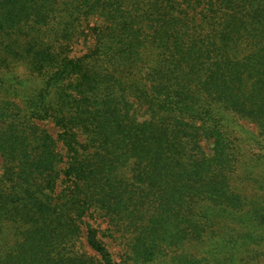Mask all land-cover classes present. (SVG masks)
Returning a JSON list of instances; mask_svg holds the SVG:
<instances>
[{"label": "trees", "instance_id": "1", "mask_svg": "<svg viewBox=\"0 0 264 264\" xmlns=\"http://www.w3.org/2000/svg\"><path fill=\"white\" fill-rule=\"evenodd\" d=\"M263 203L264 0H0V264H221Z\"/></svg>", "mask_w": 264, "mask_h": 264}, {"label": "rangeland", "instance_id": "2", "mask_svg": "<svg viewBox=\"0 0 264 264\" xmlns=\"http://www.w3.org/2000/svg\"><path fill=\"white\" fill-rule=\"evenodd\" d=\"M45 126H47L48 128H52L54 130V132L56 133V129L52 126V124H45ZM44 126V127H45ZM247 126V128L249 129V131L253 134L256 133V129L254 126L252 125H245ZM248 167V166H246ZM243 185L247 188V192L248 193H255L256 192V188L253 185V182L249 181V183H243ZM243 189V188H242ZM259 194H262V191H258ZM256 213L255 216L257 217L258 221H260L261 223L264 224V203H263V207H257V209H255ZM237 222V221H236ZM236 222L230 223L231 227H233V225H237ZM254 222V221H253ZM99 223V224H97ZM97 223L94 224V226H99L98 230H102L105 229L106 224L102 221H97ZM226 224H228V221H226ZM229 227V226H228ZM262 229V236H254V238L250 237L246 240H242L241 236H236L237 230H233L232 232L228 231V230H223V232L227 236L225 239H230L232 240V244L235 246V250L233 248H230V250H226L225 252H223V254L220 255H216V256H221L222 258H224V262L221 264H264V226L261 228ZM234 231L236 233H234ZM240 233V229L238 231ZM260 233V232H259ZM258 232L256 234H259ZM229 237V238H228ZM232 238H238L240 239V242L238 243L236 240L232 239ZM107 238L104 237V240H106ZM108 241L110 242V251L112 252V254L114 255V259H117L118 256L120 255V247L118 245H116L115 243L111 242L109 239ZM222 242V240L220 239V237L216 238V241H210V244L208 247L205 246L204 249L199 248L198 251L196 250V252L194 251V253H197V258H200L201 256L205 255L207 256L206 253H204V250L213 246L215 249L221 250L219 246V244ZM231 244V246H232ZM234 250V251H233ZM219 258V257H218ZM215 262V261H214Z\"/></svg>", "mask_w": 264, "mask_h": 264}]
</instances>
